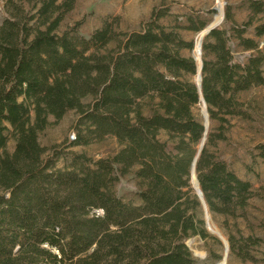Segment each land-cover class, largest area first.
Listing matches in <instances>:
<instances>
[{
    "label": "trees",
    "instance_id": "1",
    "mask_svg": "<svg viewBox=\"0 0 264 264\" xmlns=\"http://www.w3.org/2000/svg\"><path fill=\"white\" fill-rule=\"evenodd\" d=\"M154 1L138 31L122 30L120 17L109 15L86 38L79 32L84 19L62 29L79 0H5L0 264H194L185 241L210 237L190 185L204 135L192 113L200 103L192 81L195 76L198 82L200 61L196 67L182 55L194 44L180 33H199L208 21L190 15L182 23L176 16L164 26L160 21L171 15L170 5ZM246 4L241 24L226 6L229 28L204 37L201 57V94L218 127L207 133L195 172L209 213L233 221L244 217L253 188L211 149L226 140L230 119L248 118L239 95L264 87V0ZM249 30L253 36H246ZM232 41L251 52L245 64L234 63ZM69 112L77 115L71 146L111 137L120 149L96 161L76 154L57 168L58 154L49 156L39 136ZM254 151L252 158L264 161V141ZM127 176L136 182L139 205L116 194ZM261 230L262 238L228 233L230 255L255 263L264 225Z\"/></svg>",
    "mask_w": 264,
    "mask_h": 264
},
{
    "label": "rangeland",
    "instance_id": "2",
    "mask_svg": "<svg viewBox=\"0 0 264 264\" xmlns=\"http://www.w3.org/2000/svg\"><path fill=\"white\" fill-rule=\"evenodd\" d=\"M167 1L170 5L171 15L160 21L164 26H172L176 16L184 23V18L190 15L207 20L209 25L214 21L216 23L220 19V12H223V19L218 21L216 28L228 30L229 26L224 23V12L227 5L232 7L238 24L243 23L248 15L247 0ZM4 3L5 0H0V23L6 16ZM156 5L157 2L154 0H79L74 11L66 18L62 29L73 26L76 22L84 19L79 32L88 38L92 31L100 26L104 17L117 15L121 19L120 28L122 30L138 31L141 23L149 18L151 10ZM211 11L214 12L211 13ZM180 33L184 40L194 44L191 52L184 50L182 55L195 57L200 61V53L197 47L201 43V32L181 31ZM246 36H253L252 30H249ZM229 48L234 63L243 65L251 55V52H244L239 49L235 41L230 43ZM192 81H197V77L193 76ZM239 99L243 103L248 118L230 119L229 125L225 127L226 140L218 141L211 150L224 160L240 179L248 181L252 185L254 196L248 201L244 217L238 218L236 221L212 216L207 211L204 214L203 209L201 210L200 218L204 223L206 221L205 228L210 237L202 240L196 236L185 241V245L194 259V264H264V244L254 248L255 263L237 260L230 255L229 251L225 250L224 245L228 233L237 234L239 232L244 236L263 237L261 227L264 225V161L259 158L253 159L251 154H256L254 147L264 141V87H254L240 94ZM206 112L202 103L197 104L192 109L194 117L203 125L205 124L209 132L216 129L218 124L211 122L210 119L207 120ZM76 120L77 115L74 112H69L61 121L51 125L39 136V142L47 150L49 156L58 154L57 168H65L73 155L76 154H85L90 160L96 161L112 155L120 149L116 139L111 137L106 138L101 143H94L87 147L71 146L70 144L75 138L74 125ZM160 138L165 139L164 135H161ZM12 146L13 144L9 143L10 150ZM190 185L195 193L191 182ZM115 191L124 202L134 205L140 204L135 196L136 182L132 176L121 178L115 186ZM98 214H102V212L98 211Z\"/></svg>",
    "mask_w": 264,
    "mask_h": 264
},
{
    "label": "water",
    "instance_id": "3",
    "mask_svg": "<svg viewBox=\"0 0 264 264\" xmlns=\"http://www.w3.org/2000/svg\"><path fill=\"white\" fill-rule=\"evenodd\" d=\"M217 10L219 12V9H217ZM222 19H223V12H221V21H222ZM217 25L218 24H216L215 21H214V22L210 23L209 25H207L206 28L203 31H201L202 36H201V43H200V48H199V51H200V66H199V72H198V69H197L198 82L195 81L194 83H195V86H196L197 91H198V94H199V101H200V103H202L205 112L207 111V106H206V103H205V101H204V99L202 97V94H201V80H202V77H201V70H202L201 55H202V41H203L204 37H206L213 29H215L217 27ZM193 59L195 61L196 67H197L196 58L193 57ZM206 118H207V120L209 119V116H208L207 112H206ZM203 127H204V135H203V138L201 140V143H200V146L198 148V151H197V153H196V155H195V157H194V159L192 161V164H191V171H190L191 179H190V182L192 184L193 189L195 190V194L198 197V199L200 201V204H201V207H202V209L204 211V214H205L206 210L208 211V208H207L206 203L204 201L203 194H202V191L200 189L199 182L197 180V176H196V172H195L196 161H197V159H198V157H199V155H200V153H201V151H202V149L204 147V144L206 142L207 133H208V129L206 128L205 124L203 125ZM193 172L195 173V176H196L198 189L195 188V186H194V184L192 182V173ZM205 224L207 225L206 221H205ZM208 230H209V228H208ZM218 239H220V238L218 237ZM225 242H226V244H224L225 245V250L226 251H229V243H228V240H225ZM188 243H190V242H188Z\"/></svg>",
    "mask_w": 264,
    "mask_h": 264
},
{
    "label": "bare ground",
    "instance_id": "4",
    "mask_svg": "<svg viewBox=\"0 0 264 264\" xmlns=\"http://www.w3.org/2000/svg\"><path fill=\"white\" fill-rule=\"evenodd\" d=\"M220 20H221V12H220V19L218 21H220ZM218 21L216 22V24L218 23Z\"/></svg>",
    "mask_w": 264,
    "mask_h": 264
}]
</instances>
